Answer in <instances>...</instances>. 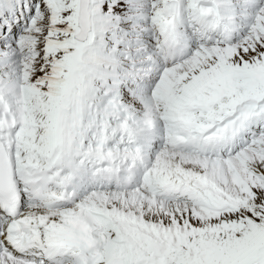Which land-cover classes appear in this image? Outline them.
Returning <instances> with one entry per match:
<instances>
[{"label":"snow or ice","instance_id":"6c2138e0","mask_svg":"<svg viewBox=\"0 0 264 264\" xmlns=\"http://www.w3.org/2000/svg\"><path fill=\"white\" fill-rule=\"evenodd\" d=\"M0 264H264V0H0Z\"/></svg>","mask_w":264,"mask_h":264}]
</instances>
